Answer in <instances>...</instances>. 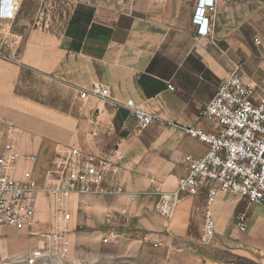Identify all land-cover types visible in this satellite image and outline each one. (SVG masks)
<instances>
[{"label": "crops", "instance_id": "crops-1", "mask_svg": "<svg viewBox=\"0 0 264 264\" xmlns=\"http://www.w3.org/2000/svg\"><path fill=\"white\" fill-rule=\"evenodd\" d=\"M197 1L60 0L56 6L53 0H22L16 20H0L16 22L22 31L9 39L8 56L0 55V154L15 143L24 154L36 155L34 170L42 188L64 151L77 149L85 157L119 155L118 173L107 182L112 193L62 203L40 193L32 229L37 235L7 228L18 243L6 247L0 238V259L24 260L54 233L98 244L102 240L112 246L113 256L133 264H240L245 256L264 257V243L255 233L264 220L250 216V211L264 215L262 206L230 194L215 199L213 244L229 245L225 252L199 250L194 243L199 237L206 246L201 240L206 192L182 194L169 218L156 210L159 195L175 192L185 176L186 157H203L209 150L171 124L210 130L200 111L240 54L247 80L264 82V0H216L209 36H199L193 24ZM80 5L93 9L82 44H101V56L73 51L68 44V28ZM93 27L103 36L91 33ZM103 31L109 32L105 41ZM153 63L155 73L148 74ZM32 75L54 82L63 93L68 90L67 99L53 105L21 94L19 87ZM144 76L151 96L140 83ZM95 85L107 88L111 100L82 98ZM128 101L156 118L146 130H138L133 112L124 106ZM241 212L248 214L244 233L236 224Z\"/></svg>", "mask_w": 264, "mask_h": 264}, {"label": "built area", "instance_id": "built-area-1", "mask_svg": "<svg viewBox=\"0 0 264 264\" xmlns=\"http://www.w3.org/2000/svg\"><path fill=\"white\" fill-rule=\"evenodd\" d=\"M21 10L22 0H0V20L14 21ZM215 10L216 0L197 1L193 24L199 36L211 34L212 17L209 15ZM256 43L262 44L259 39ZM168 89L175 91L171 85ZM86 97L111 100V93L107 88L95 85L82 93V98ZM124 106L133 112L139 131L146 130L156 120L144 106L133 101ZM199 117L208 121L210 130L171 126L207 145L209 150L203 157H186L185 176L179 180L175 192L159 195L156 210L169 218L182 194L206 192L208 206L201 240L203 245H210L216 228L211 205L220 194L234 195L245 199L249 205L264 207V82L247 80L242 67L235 64ZM61 154L53 161L47 187L42 188L34 170L38 157L24 154L15 143L4 147L0 154V228L37 235L32 229L42 192L59 203L75 196L112 193L107 182L119 170L117 151L110 158L85 157L77 149ZM64 216L66 220L71 218L69 213ZM236 224L240 233L246 232L247 212L237 215ZM46 237L48 244L30 251L24 259L25 264H57L58 255L68 253L71 247L68 234L54 233ZM109 238H105L104 243H108Z\"/></svg>", "mask_w": 264, "mask_h": 264}, {"label": "rangeland", "instance_id": "rangeland-1", "mask_svg": "<svg viewBox=\"0 0 264 264\" xmlns=\"http://www.w3.org/2000/svg\"><path fill=\"white\" fill-rule=\"evenodd\" d=\"M57 1L60 0H53L54 4L58 6ZM54 12V10H52ZM87 16L86 14L82 16V22H76L74 27L71 29V33L74 35V39L69 37L70 41L68 44L69 46L74 43L75 45L83 46V38L85 37V28L87 27ZM10 24V25H9ZM19 24L15 23H3L0 21V55L1 56H8L10 42L9 39L13 37L14 34L20 32ZM22 32V31H21ZM102 48V45L99 44L97 49ZM87 50H93L89 47L85 46ZM239 60L235 63L240 65L242 69L244 66V59L242 58V54H240ZM197 61V60H196ZM193 64L197 62L192 61ZM232 64V63H230ZM198 66V65H197ZM233 66V65H232ZM25 80V79H24ZM220 82L218 83V85ZM217 85V87H218ZM19 92L24 95H30L34 98L41 99L48 104H55L56 102L59 103L61 97H65L67 99L68 93L65 90V93L61 92V90L56 88L54 82L50 80H45L39 75L36 76H26V81L19 87ZM250 216H255V220L262 219L264 220L263 213H255L253 215V211H250ZM7 228L3 227L0 228V238L6 242V247L8 244L13 242L18 243L16 240L18 237L16 235H12L6 231ZM256 235H258L262 240L261 242L264 243V222L261 224H257L255 227ZM239 235V232L237 233ZM199 237L194 239V243L197 245L196 247L199 250H206V249H220V251H228L229 245L223 244L222 246H215L213 243L210 245L203 246L200 244ZM231 240L234 242L236 239L235 237H231ZM112 246H106L103 244L102 240H100V244L97 242H92L88 239H79V237H73L71 239V247L68 253L60 255V259L58 260L57 264H133L132 261L124 260L121 258H117L113 256ZM59 258V257H58ZM240 264H264V257L257 254L255 258L245 256V258L238 259ZM0 264H24V260H18L17 262H12L9 260H2L0 259Z\"/></svg>", "mask_w": 264, "mask_h": 264}, {"label": "trees", "instance_id": "trees-1", "mask_svg": "<svg viewBox=\"0 0 264 264\" xmlns=\"http://www.w3.org/2000/svg\"><path fill=\"white\" fill-rule=\"evenodd\" d=\"M92 13H93V9L92 8H90L88 6L80 5L78 7L77 11H76V14H75L74 18L72 19V21H71V23L69 25L68 32H67L68 37H71L72 39H74V35H73V33H71V29L74 27L75 24H78L79 22H82V16H84L85 14L87 16V22H86L87 24L86 25L88 27V25L90 23V20H91V17H92ZM76 22H78V23H76ZM87 27L84 29L85 30V35L87 33ZM92 29H93V31L91 33H93V34H94V30H96L95 31V36H96V34L100 35V36L101 35L103 36V34H101V33L99 34L98 33L99 30L97 28L93 27ZM104 33H105V36H104V41H105L106 37H108L107 33L109 34V32L106 31ZM97 47L90 48V49H93V50H87V49H85V46H81V45H77V44L75 45L74 43H72V45H71V49L73 51H77V52L83 51V52H85L87 54L89 53V54H92L94 56H101L102 53H103V49H102L103 46L100 49H97ZM155 63H156V61H155ZM153 65H154V63L148 68V70H147L148 74H154L155 73V71L153 70ZM145 80H146V76H144L141 79L140 83L143 86V88L145 89V92L147 93V95L151 96L152 93L146 87Z\"/></svg>", "mask_w": 264, "mask_h": 264}]
</instances>
